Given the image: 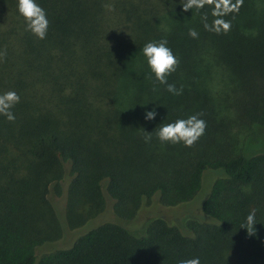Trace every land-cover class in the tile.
Segmentation results:
<instances>
[{
    "label": "trees",
    "instance_id": "1",
    "mask_svg": "<svg viewBox=\"0 0 264 264\" xmlns=\"http://www.w3.org/2000/svg\"><path fill=\"white\" fill-rule=\"evenodd\" d=\"M36 2L43 40L17 0H0V94L20 97L13 122L0 116V264H264V148L249 132L264 128V0L187 12L186 0ZM216 20L230 30L215 31ZM190 29L203 36L191 66L204 76L177 68V96L148 78L141 50L165 39L178 59L195 50ZM186 95L191 107L179 103ZM178 109L206 122L192 147L155 135ZM253 208L250 238L241 225ZM141 211L134 236L122 222ZM183 211L182 223L166 221Z\"/></svg>",
    "mask_w": 264,
    "mask_h": 264
},
{
    "label": "clouds",
    "instance_id": "2",
    "mask_svg": "<svg viewBox=\"0 0 264 264\" xmlns=\"http://www.w3.org/2000/svg\"><path fill=\"white\" fill-rule=\"evenodd\" d=\"M214 2L217 4V7H220L221 4L226 5L230 3V0H186L182 6V10L187 12L193 7L200 8L203 7L204 3L212 4ZM242 3L243 0H237L236 10H238ZM104 7L109 11L113 10V5L111 4H105ZM17 10L25 22L26 31H29L37 39H45L49 21L45 10L36 0H17ZM215 25L214 30L217 32L221 28L227 32L231 27L229 22H223L221 20H216ZM188 35L196 38L198 33L195 29H190ZM167 44L168 41L165 39H161L158 42L150 41L143 46L141 51L151 74L148 78L151 79L154 77L155 81L160 85H167V92L178 96L182 94V88L177 89L174 84H169L168 77L176 71L179 61ZM5 56L6 51L0 52V59H3ZM19 101L20 97L15 91L9 90L0 94V116H4L9 122H13L15 115L12 109ZM156 116L157 113L154 109L144 114L146 121H152ZM205 128L206 122L199 118V114H194L186 119H177L171 123L160 124L155 135L161 143L183 144L184 147H192L204 134ZM151 139L152 132H145V142H150ZM256 211L253 208L246 216L245 222L241 225V229L250 238L259 235ZM179 264H200V261L197 257L181 260Z\"/></svg>",
    "mask_w": 264,
    "mask_h": 264
},
{
    "label": "rangeland",
    "instance_id": "3",
    "mask_svg": "<svg viewBox=\"0 0 264 264\" xmlns=\"http://www.w3.org/2000/svg\"><path fill=\"white\" fill-rule=\"evenodd\" d=\"M203 35L206 36L207 35L206 32L203 31ZM189 41H192V42L194 41V44L196 45V47L194 48L195 50H192V47L189 46V48L187 49L188 50L187 53L183 56L178 57L179 65L177 68L183 69L185 71V73H189V75L191 76V78L193 80L201 82V79L204 76V70H202V68H198L196 70L195 68H193L191 66V63L198 61L201 57V54L206 53L204 51V49L201 47L202 41H203V36H199L196 38H192L189 36ZM191 45H193V43ZM177 75H179V71H175L170 76H172V78H173ZM173 82L177 86V84H178L177 81L176 82L173 81ZM179 103H180V105H183V106H190L191 104H190L189 95L182 97L179 100ZM185 113H186V110L181 111L180 109H178L176 111V119H186L183 116ZM159 126L157 127V129L159 128ZM249 132L253 135V137L255 136L254 138L256 139V141L260 142L259 143L260 147L264 148V128H258L257 130H255V129L249 130ZM184 205H186V204H184ZM152 209L153 208L150 207L147 211H150ZM187 210H189L188 212L190 213V216L193 214H196V207L195 206H190ZM144 213H145V211H141L139 213V215L137 217H134L132 220L122 222L123 228L126 229L130 234H132L134 236H139L138 234H140L141 231L143 233L144 227L146 225L145 223L147 222V219H148L147 216L143 215ZM191 213H193V214H191ZM164 216H165V219L167 222L178 224V223H182L181 220H182V218H185V216H186V218H188L189 214H187L186 211L179 212V213L178 212H176V213L165 212ZM100 218H102V216L95 218L93 220H89L86 223L85 228H87L89 225H91L93 222H95L96 220H98ZM55 246H57V244H50L47 246H43L38 250V252L41 253L45 250L52 249Z\"/></svg>",
    "mask_w": 264,
    "mask_h": 264
}]
</instances>
